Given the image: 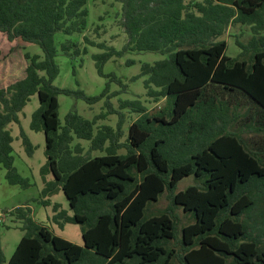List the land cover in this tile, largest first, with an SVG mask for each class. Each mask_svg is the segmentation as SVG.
Here are the masks:
<instances>
[{"label":"trees","instance_id":"16d2710c","mask_svg":"<svg viewBox=\"0 0 264 264\" xmlns=\"http://www.w3.org/2000/svg\"><path fill=\"white\" fill-rule=\"evenodd\" d=\"M114 1L122 4L128 42L121 52L99 44L107 48L94 57L99 74L125 52L167 57L143 66L146 97L157 105L122 102L138 114L124 143L121 127L94 133L104 114L90 121L71 112L64 126L59 119L61 94L89 104L102 98L54 84L55 36L84 33L88 0H0V34L12 46L22 41L42 51H25V75L0 87V168L9 184L32 186L14 165L8 127L20 124L19 114L38 95L30 128L46 139L41 203L50 206V197L64 193L73 215L56 204L54 219L81 225L84 243L56 236L30 206H18L5 218L24 235L9 260L0 246V264H264V236L253 235L264 230V0ZM236 25L250 27L253 36L236 41L242 51L231 58L224 37ZM73 47L65 43L62 52L73 59L80 53ZM4 59L0 50V65ZM20 136L33 155L30 138L23 130ZM75 138L90 141V150L74 147ZM97 151L106 155L92 157ZM190 176L195 185L178 191ZM166 191L169 208L146 217L147 206ZM257 208L263 222H247L257 219Z\"/></svg>","mask_w":264,"mask_h":264},{"label":"rangeland","instance_id":"374dc122","mask_svg":"<svg viewBox=\"0 0 264 264\" xmlns=\"http://www.w3.org/2000/svg\"><path fill=\"white\" fill-rule=\"evenodd\" d=\"M87 8L89 11L87 18V27L84 33L66 35L57 33L55 42L58 49L56 61L60 68V75L54 82L55 86L61 89L72 91H83L88 97L102 96L100 101L89 104L82 98L61 94L59 96V119L62 126L65 125L66 117L71 112H77L83 118L95 121L100 115L105 117L96 120L94 133L104 126H110L116 131L121 127L123 137L120 139L124 143L129 136L130 126L136 120L138 114L130 109L121 108L122 102L140 100L145 106L153 108L157 105L154 99L148 101L144 82L147 75H142L144 64H154L161 61L166 56L158 52H125L121 56H114L103 68L104 75H100L96 68L95 56L107 51V48L99 47V44H106L109 48H114L121 52L128 42L127 34L121 25L122 22V4L114 0H88ZM250 27L236 25L225 35L224 40L228 44L227 56L235 57L241 53L236 41L248 43L252 37ZM264 36V32H262ZM94 42L89 44L86 39ZM73 43V51L80 50V53L73 59L62 52L63 44ZM26 48V49H23ZM0 50L5 59L0 65V87L7 86L13 81L22 78L25 75L27 66L24 58L25 51L31 54H42L41 49L36 45L19 41L14 46L7 42L4 35L0 34ZM115 76V77H114ZM163 104V103H162ZM38 95H34L20 115V124H11L8 128L12 132L13 156L15 167L19 173L29 178L32 186L28 189H22L19 186H13L6 180V170L0 168V246L9 260L14 254L18 243L24 233L20 229V224L9 217L5 218V212L16 205L28 204L32 209V215L35 220L47 227L53 234L61 237L71 243L83 246L82 226L79 224L63 223L58 224L54 215V206L60 204V210H70L68 201L64 193L50 197V206L45 207L42 201L41 192L44 184L40 175L41 167L46 163V139L42 132L31 130V120L33 113L39 108ZM159 106V105H158ZM162 106V105H161ZM112 110L114 112L108 113ZM123 119V120H122ZM122 120V123H121ZM121 123V124H120ZM21 130L30 138L32 144L36 147L33 155L26 153L25 147L20 136ZM80 145L84 148V153L90 150L91 142L75 138L73 146ZM109 144L106 145V148ZM121 154L126 150L122 149ZM106 151H97L91 154L92 157L104 156ZM195 185L194 177L190 176L183 179L178 184V191L187 189ZM164 192L157 202H152L147 206L145 216L151 217L165 213L170 206V200ZM257 213V219H248L258 223L263 222L261 208L254 210ZM178 215L182 220L181 211ZM7 220V221H6ZM258 228L259 225L255 224ZM254 226H252L253 228ZM262 229V226L258 228ZM264 230L253 229V235L256 240L264 236Z\"/></svg>","mask_w":264,"mask_h":264},{"label":"crops","instance_id":"0c3cea01","mask_svg":"<svg viewBox=\"0 0 264 264\" xmlns=\"http://www.w3.org/2000/svg\"><path fill=\"white\" fill-rule=\"evenodd\" d=\"M23 205H28V204H25V203H24V204H21V205H16L15 207L9 209L8 212L11 211V210H13L14 208H16V207H18V206H23ZM28 206H29V205H28ZM30 208H31V207H30Z\"/></svg>","mask_w":264,"mask_h":264},{"label":"built area","instance_id":"2783aa9c","mask_svg":"<svg viewBox=\"0 0 264 264\" xmlns=\"http://www.w3.org/2000/svg\"><path fill=\"white\" fill-rule=\"evenodd\" d=\"M2 220H3V219H2V218H0V222H2Z\"/></svg>","mask_w":264,"mask_h":264}]
</instances>
